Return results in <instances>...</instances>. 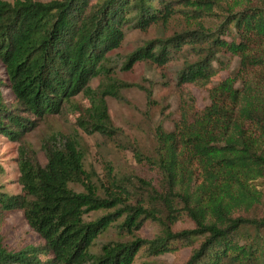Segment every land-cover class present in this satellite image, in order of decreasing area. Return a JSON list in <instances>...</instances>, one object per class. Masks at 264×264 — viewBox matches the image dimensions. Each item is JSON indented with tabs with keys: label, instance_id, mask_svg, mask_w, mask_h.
<instances>
[{
	"label": "trees",
	"instance_id": "16d2710c",
	"mask_svg": "<svg viewBox=\"0 0 264 264\" xmlns=\"http://www.w3.org/2000/svg\"><path fill=\"white\" fill-rule=\"evenodd\" d=\"M175 2L0 0L6 66L0 133L13 140L23 141L39 118L63 111L82 90L91 105L80 111L79 125L116 132L106 97L118 96L119 84L111 79L117 67L131 70L143 60L164 66L190 49L197 58H185L176 82L203 86L230 68V57L239 59L228 77L209 87L208 104L199 108L187 100L173 129L163 120L156 125L152 151L128 145L157 172L155 183L138 176L137 183L128 178L129 186L109 167L101 191L86 168L87 145L78 128L44 135L45 163L31 143H21L22 190L11 193L0 184V222L21 209L44 242L20 249L0 242V264H132L141 248L151 256L187 245L193 247L183 264H264V215L250 213L262 200L253 181L264 176V1L227 9L215 27L199 23L148 39L114 60L127 28L168 22ZM95 76L109 80L107 86L92 88ZM184 216L194 226L173 229ZM148 219L162 227L153 238L137 234ZM112 228L117 236L105 238Z\"/></svg>",
	"mask_w": 264,
	"mask_h": 264
},
{
	"label": "rangeland",
	"instance_id": "374dc122",
	"mask_svg": "<svg viewBox=\"0 0 264 264\" xmlns=\"http://www.w3.org/2000/svg\"><path fill=\"white\" fill-rule=\"evenodd\" d=\"M46 1V0H43ZM176 11L168 22H155L146 29L132 27L126 29L123 44L112 51L115 61H122L127 53L146 40L155 37H167L175 30L197 26L199 23L215 27L227 13V9L239 8L246 2H263L264 0H174ZM208 6V7H207ZM186 57L196 59L197 55L190 49L175 53L173 59L164 66L151 61H139L131 70H121L118 67L111 72V79L118 85V96L107 95L108 112L112 125L117 129L110 134L98 131L88 132L78 123L80 111L91 105L90 97L85 91H80L72 98L63 111L39 118L37 126L29 131L23 141L13 140L0 133V184L11 193L22 190L19 181V149L23 142H29L39 152L40 160L45 163L47 158L41 149V140L44 135L56 130L70 132L74 128L82 135L87 145L85 158L86 168L94 175L100 184L101 191L109 184V167L117 178L129 183H137L138 176L157 181V172L144 162H139L135 153L128 145H136L142 150L150 152L155 144L156 125L163 120L167 129H173L175 121L181 115L185 101L193 102L196 107H203L210 102L209 87L228 77L238 65V57L229 58L230 68L222 70L214 77L213 83L208 85L188 84L179 85L176 82V70L180 68ZM0 75L6 77V66L0 58ZM110 79V80H111ZM107 79L99 76L89 81L92 88H99L100 83L107 85ZM125 83V84H124ZM240 84V82H238ZM5 98L12 102L14 94L8 84L3 88ZM152 93L156 103H149V94ZM79 108H76L78 107ZM254 186L262 194L261 202L250 213L264 215V176L253 181ZM133 186L132 182L129 186ZM102 213L97 211L89 218ZM194 221L188 217L177 220L172 228L193 227ZM159 222L148 219L137 230L142 237L153 238L161 232ZM117 232L112 228L105 238L115 237ZM125 238H132L127 235ZM0 242L10 249H20L28 244H39L44 238L28 223L24 212L16 209L9 212L0 222ZM200 240L196 241L198 244ZM195 244V245H196ZM192 245L180 247L177 250L167 251L159 255H147L144 248L138 252L132 264H183L190 255Z\"/></svg>",
	"mask_w": 264,
	"mask_h": 264
}]
</instances>
